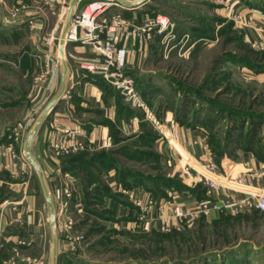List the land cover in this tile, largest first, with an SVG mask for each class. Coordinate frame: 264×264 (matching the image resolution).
Returning a JSON list of instances; mask_svg holds the SVG:
<instances>
[{
  "label": "rangeland",
  "instance_id": "rangeland-1",
  "mask_svg": "<svg viewBox=\"0 0 264 264\" xmlns=\"http://www.w3.org/2000/svg\"><path fill=\"white\" fill-rule=\"evenodd\" d=\"M70 1L66 0L65 3L60 1L52 5V15L45 21H40L38 29L32 30L28 17L19 19V24H15L14 18H11L12 12L16 9L24 11L28 5L32 7L30 0L23 2L28 3L25 9L23 7L24 10L23 3L17 4V0H0V130L5 129L2 122H7V118L11 119L10 122L15 119L21 122L22 130L14 135L23 138L22 151L26 163H28L24 150L26 139L41 113L47 108L48 99L42 98L29 104L23 117L21 113L17 114L19 112L17 109H13L11 105L21 97L19 91H23L22 88L26 90L30 88L31 79L22 80L19 68L13 66L12 53L22 51L29 45L34 47L36 43L44 47L43 44H48L49 38L53 45L60 48L64 28L74 8L73 4L68 8ZM232 1L234 0H225L223 4L217 0H147L145 6L136 13L129 12L124 16L111 7L109 13L105 12L106 14L103 13L97 18L99 23L104 21L103 23L107 25H110L113 19L128 22L135 27L149 24L152 38L148 42L140 44L137 39L131 38L127 43L121 40L116 44L117 48L125 46L130 51L128 57L135 55L137 59L135 63L137 68L132 72L136 87L142 95L144 91L139 87L141 84L139 82L145 81L153 87L152 92L147 93V99L149 104H156L157 110L160 109L158 116L165 119L166 133L171 132L172 126L177 125L176 117L179 116L181 120L178 125L192 129L196 119L194 109L212 108L221 122L211 136L207 137V142L213 152L212 161L216 162L218 170L222 172L223 168L219 165L222 164L221 159H226L227 162L230 158L239 162L236 155L241 149L235 145L234 138H229L232 137L230 133L235 124L245 123L249 127L251 124L254 127L259 124L258 141L264 144V49L255 48L247 41L237 15L220 13L219 9H223L221 6L226 5L230 8ZM241 1L250 7L256 5L264 7V0ZM33 3L38 9L39 7L44 9L46 5L42 0H34ZM161 16L167 17L170 21L164 34L158 35L156 30ZM170 24L175 26L173 32ZM117 30L118 34L123 31L121 27ZM78 35L80 36V32ZM197 42L198 45L194 46ZM97 55L101 56L98 53ZM55 61L57 66L62 65L63 56L59 59L56 57ZM126 70L127 64L125 72ZM126 76L129 75L126 73ZM159 91L169 96L159 95ZM183 100L195 102L196 106L183 108ZM163 101L167 103L165 111L168 112L171 122H168L167 115H161ZM126 106L131 107L130 104ZM131 109L139 118L118 109L115 119L106 122L112 137L110 147L97 152L82 149L78 151L69 149L63 152L62 148L65 145L58 148L65 154L64 159L80 157L74 162L66 160L65 165L79 174L77 178L80 182L81 199V204L79 202V207L75 208L70 199L75 194L71 196L66 194V188L74 187L68 181L69 173L65 174L66 180L61 195L63 200L56 196L54 183L46 177L57 216L58 256L65 258L71 254L72 260H68L66 264H225L229 257L238 260L233 261V264H264V212L250 210L223 221L212 220L210 215H201L191 225H183L169 231L161 229V223L157 218L156 221L159 223L151 219L152 203L168 200L165 191L163 193L164 189L160 188L166 182L160 180L156 185L154 176L169 173L175 178H182L193 184V188L197 184L194 185L196 179L174 173L172 167L154 154L155 140L144 134H159V131L154 122L147 119L142 111L132 107ZM135 119L139 120L136 124L137 131H134ZM170 139L175 141H172L174 146L180 147L173 135H170ZM103 151L107 153L106 157L95 160L92 165L88 164L92 155ZM176 157L178 159L180 155ZM181 159L183 165L191 162L208 177H215L202 166L195 164L192 159L189 161L188 154ZM231 164L229 162L225 166L228 172L234 165ZM239 170H243L242 167L237 168L236 172ZM111 171L115 172L117 181L115 190L110 189L100 176ZM33 172L28 189L35 195L32 198L28 197L32 213H24L21 217L22 220L29 221L27 215L29 214L36 224L40 221L46 222L43 230L36 225L37 231L35 230L33 238L35 241L36 238L41 239V231H45L47 236L43 246L45 250L35 243L28 248L27 254L31 257L27 258L26 264H43L41 256L45 257V264H52L54 248L49 208L39 175L35 170ZM221 180L225 186L244 189L230 182V178ZM139 189L143 196L136 199L135 192ZM109 193L113 199L115 198V202L122 201L127 204L128 209H133L134 213L138 210L139 213L136 214L140 217V211L143 209L145 215L137 222H115L118 214L112 212L114 206L105 208L107 206L102 205L105 194ZM131 197L134 198L130 199ZM133 199L138 201L135 203ZM7 207L14 211L17 209V203L2 201L0 209L4 210ZM42 244L40 241V245ZM235 246L242 248L231 254ZM212 254L217 255L214 257Z\"/></svg>",
  "mask_w": 264,
  "mask_h": 264
},
{
  "label": "crops",
  "instance_id": "crops-1",
  "mask_svg": "<svg viewBox=\"0 0 264 264\" xmlns=\"http://www.w3.org/2000/svg\"><path fill=\"white\" fill-rule=\"evenodd\" d=\"M25 1L28 2V0H17L16 3L22 5ZM124 1H128L131 4H136L138 6L131 7V5H124L126 7L125 10L118 7L113 8L118 10L120 13L128 14L129 12L136 13L145 6L144 4L139 5L141 0ZM33 2L34 0H30V3L33 4L32 7L29 5L27 7L26 4L28 3H23L22 9L23 7L24 9L26 7L27 8L25 10L23 9L24 11H19L17 13L14 18L15 21H13L15 24L20 23L18 22L19 19L28 17L31 21V29H38V26H40L41 23L40 21H45L52 15L53 6L45 5L44 9H40V7L38 9L36 4ZM70 2L71 3L69 5L71 6L73 4L74 6V8L72 6V13L74 15L81 12L84 7L90 2H93V0H71ZM221 7H223V9H219L221 10V14L228 12L231 15H237L240 19L239 25L245 32L246 39L251 45L253 42L264 39V34L261 30H259V28L264 29V11H262L259 6L256 5L250 7L241 0H234L230 3V8L226 5ZM111 9L112 8H109L106 13H109ZM200 41H202V39ZM66 43L67 46L64 50V54L60 52V48L53 44H43L44 47H40L38 43H36L34 47L29 45L28 48L26 47L27 49L23 48L24 50L22 51H13L12 53L13 66H15V68H19L22 80L27 78L31 79L30 88H27V90L22 88L23 91H19V94L21 95L20 99L15 100L11 105L13 109H17V111H19L17 114H22L21 117H23L27 112L29 104L42 98H46L44 100L48 99L47 104L49 105L51 101L57 97L63 86L62 80L64 68L63 63L59 66L56 65L55 58L57 57L59 59L63 56L64 61L67 59L65 61L68 68L67 91L64 93L62 102H60L57 107L47 115L46 120L35 134L36 136L33 138L29 150L31 151V155L34 160L40 165V167H42L45 177L54 183V192L61 200H63L61 195L65 184L64 182L66 180L65 174H67V172H64L62 167L64 160L63 156L65 154L61 153L62 150H58V148L61 145L69 144L72 140L77 141L80 146V150H87L88 152H97V150L102 148L110 147L112 145V137L110 136L108 125L105 124V121H113L116 117L115 115L117 114L118 108L115 92H119L114 87L109 85L115 92L112 95L104 94L102 88L99 84H97L98 79L102 78V76L96 73H91L80 67L81 61L92 60L100 57L95 51H92L90 46L83 45L79 41H70ZM198 43L199 42L195 43L194 46H197ZM136 61L137 59H135V55L128 57L126 70L127 75L131 76L133 74L132 72H134L133 69L137 68L135 66ZM131 77H133V75ZM139 83H141L139 84V87L143 88V91L146 90L149 93L152 92L153 87L150 84L145 81ZM161 94L163 96L168 95L164 94L162 91L159 95ZM162 104L161 115H167L168 122H171L168 112L165 111L167 103L165 104L163 101ZM156 108L158 109V107ZM10 121L11 119L7 118V122H2L5 129L0 130V197H3L2 201L7 200L10 202H16L17 209L14 211H12L9 207L4 210L0 209V264H26L27 258L31 257L27 254V251L29 250L28 248L32 247L34 243L42 250H45L43 246L47 236L46 232L44 231V233L41 231L42 237L40 240L36 238L35 241L33 238L34 232L37 228L36 225L40 226L43 230L46 222L40 221L36 224L35 221L33 222L31 220L33 217L29 214H27L29 216V221L25 219L22 220L21 216L24 213H32V206L30 205L31 201L28 199L35 195L32 193V190L29 191L28 189L30 183L32 182L34 173L33 170H35V168L26 163V159L23 156V138L14 135L22 130V127H20L21 122L18 119L13 120L12 122ZM137 122H139L137 119L133 121V124L135 125L134 131L138 130V126L136 125ZM171 130L177 133L179 132L181 135L179 142H176L180 145V147H175L184 156H187L188 154L190 156L189 161L192 159L195 164L203 166L206 159L207 149L211 151L205 132L199 127L190 129L182 127L178 124L172 127ZM157 135L158 137L154 142L153 148L159 155V159L162 161L165 160L164 158L167 152V147H162V144L159 143V134ZM107 138L110 139V146L104 147L102 146V143L104 139ZM183 150L187 154H185ZM236 156L239 158V162L228 158L227 161H229L230 164L234 163V165L229 172L226 170V167H224L223 175L227 176L228 179L230 178V182L236 183L244 189L233 187L231 185L207 189V199L222 203L226 201L229 196H233V198H243L248 193L262 191L264 188V163L254 158L250 152L239 150ZM223 160V166H226V159ZM247 162H250V166H247ZM191 165L194 169L197 168L194 164ZM170 167L173 168L175 171L174 173L182 174L180 165ZM239 167H242L243 170L236 172V169ZM69 175L74 180L73 193L75 194V196H72L70 199L72 204H74L73 206L78 208L79 202L81 204L79 196L80 182H78L77 178L79 174H73L74 176H72L70 173ZM100 176L103 179V182L110 189L115 190L117 185L115 172L111 171L109 174H101ZM168 176L173 177L172 174L169 173ZM68 181L70 182L69 178ZM187 193L188 192L185 191L183 193L180 192L179 194L186 199V204L188 206H192L197 199L190 196V193ZM135 194L137 195V197H135L136 199H141L143 196L140 189L139 191L137 190ZM104 198L105 199L103 200L102 205H106L107 207L104 206L105 208L114 206L112 212L114 214H118L115 222H137L145 215L143 209L140 211V217V215L136 214L139 213L138 210L134 213L133 209H128L127 204L122 203V201L119 203L117 201L115 202V198L113 199L109 196H105ZM132 198L134 197H131L130 199ZM169 200H171V197L168 198L167 201ZM137 201L138 200L133 199V202L136 203ZM167 201L152 203V213L157 216L158 213L156 211L163 207L164 203ZM117 204L119 205L117 206ZM166 212H168V210L165 206L163 213L167 214ZM209 217L212 220L219 219L220 214L214 211V213H212ZM18 219L19 221L17 222ZM151 219L153 218L151 217ZM159 219H157V221H160ZM154 227L156 226H153V228ZM40 241L43 243L42 245H40ZM41 258L43 264H45V257L41 256ZM68 260H72L71 254H68V256L66 255L65 258H60L58 256L57 264H66ZM233 261L238 260L229 257L227 263L225 262V264H233Z\"/></svg>",
  "mask_w": 264,
  "mask_h": 264
},
{
  "label": "built area",
  "instance_id": "built-area-1",
  "mask_svg": "<svg viewBox=\"0 0 264 264\" xmlns=\"http://www.w3.org/2000/svg\"><path fill=\"white\" fill-rule=\"evenodd\" d=\"M46 5H54L55 3H65L66 0H42ZM219 3H225V0H217ZM111 7H118L122 10H125V7H122L121 4L116 3L114 0H93V2L89 3L85 9L81 12L75 14L72 17L71 24L69 25L68 31L66 33V42H81L83 45H88L91 47L93 51L100 54L101 56L92 60H86L80 62V67L88 70L91 73H96L102 76V78L106 81L107 84L113 86L123 99H125L126 103L134 108L142 111L144 115H146L147 119H150L154 122L156 129L159 131V143H163L164 146L167 147V152L165 155V162L169 166H181V172L185 177H189L191 179H196L195 184L203 183L207 189H213L215 187L225 186L222 183L221 179H228L227 176H224L223 172L218 170V165L216 162L212 161V152L207 149L206 159L202 168H205L210 174H214L215 177H208L204 173L198 170V168L194 169L193 166L186 162V164H182L181 161L184 155L174 146L171 141L170 135H173L176 142L180 140V133L178 132H165L164 125L165 119H161L158 114L160 109L157 110L156 104H149L147 99H144L141 92L137 89L135 80L132 77L126 76L125 68L127 64V58L130 53L125 46L121 48H117L116 44L123 40L125 43L131 38L137 39L140 44L143 42H148L149 39L152 38V34L150 33L151 28L147 23L143 27H135L128 22H124L122 20L113 19L110 25L99 23L98 16L107 12ZM69 8V4H68ZM19 9H16L12 12L11 17L15 18ZM169 19L167 17L161 16L158 20V28L156 33L164 34L166 27L169 25ZM122 28V32L118 34V28ZM172 27V32L174 30V25L170 24ZM106 30V31H105ZM264 34V29H260ZM80 32V36L78 35ZM152 32V31H151ZM174 39L176 36L173 37ZM48 44H52L51 38L48 39ZM252 46L255 48L264 49V39H260L257 42H253ZM173 124V123H172ZM174 127V126H172ZM174 133V134H173ZM186 142V141H185ZM102 146L107 147L110 146V139H104ZM80 148L77 141H72L70 144L65 145L62 148L63 152L73 150L78 151ZM176 153V154H175ZM177 153L180 157L177 159ZM186 157V156H185ZM224 163V162H223ZM222 168L224 169L225 165ZM229 161L226 162V164ZM250 162H247V166ZM222 169V170H223ZM262 174V173H261ZM260 174V176H261ZM70 179V183L74 186L73 179L71 176H67ZM243 181V180H242ZM185 184L188 186H193V184H189L185 181ZM71 190V191H70ZM74 187L66 188V194L71 196L73 194ZM188 194V193H187ZM169 196L171 200L164 203V206L159 208L156 212L157 216L153 214L152 218L156 221V218L160 220L161 229L171 230L174 228L181 227L183 225L189 226L191 225L197 217L201 215H211L212 213L218 212L220 215L231 214L234 216L242 215L250 210L259 211L261 213L264 212V188L260 192L248 193L243 198H233V196H229V198L219 203L218 201H211L209 199L196 200L194 205L188 206L186 204V199L181 196L178 192L171 191ZM166 206V209L170 212L169 214L163 213V208ZM151 209L153 207L151 206ZM161 213V216L159 214ZM155 217V219H154ZM157 222V221H156Z\"/></svg>",
  "mask_w": 264,
  "mask_h": 264
},
{
  "label": "trees",
  "instance_id": "trees-1",
  "mask_svg": "<svg viewBox=\"0 0 264 264\" xmlns=\"http://www.w3.org/2000/svg\"><path fill=\"white\" fill-rule=\"evenodd\" d=\"M261 8L262 11H264V7L263 6H259ZM124 16H126V14L124 13ZM97 84H99V86L102 88V90L104 91V94L106 95H112L115 91L109 86V84L105 83L103 78L98 79ZM109 88V89H108ZM116 93V100H117V108L118 109H123V112H126L128 115H132L135 116L133 110L131 109V107H127L126 103L123 99V97L120 95L119 92H115ZM147 91L145 90L143 93V97L144 99H147ZM169 95H166L165 97H168ZM185 98V97H184ZM186 99V98H185ZM148 100V99H147ZM149 102V100H148ZM191 102V103H190ZM188 102L187 100H183V108H187L188 106H196V103L192 101ZM117 109V111H118ZM184 112V111H183ZM194 114L196 115V119L194 120V123L192 124L193 129L195 127H199L201 128V130H203L205 132V134L207 135V137H210L211 134L213 133L214 129L220 124L221 120H219L217 118V114L213 113V109L212 108H204L203 110L200 109H194ZM180 117H176V123L179 124L180 123ZM107 121H105V124ZM108 125V124H107ZM249 125V124H248ZM246 127L247 130H246ZM260 125L256 124V127H254L252 124L251 126H246V124H242V123H238L237 125L235 124L233 126V130L231 131V136L229 137L234 138V143L235 145H237V148L241 149L242 151H246V152H250L252 153V155L254 156V158H256L258 161L263 162L264 163V144L262 142L259 143L258 141V134L260 133ZM148 136L151 138H154V140L157 139L158 135L155 134H150V133H146L144 134V136ZM228 138V139H229ZM227 139V141H228ZM226 141V140H225ZM226 143V142H224ZM154 154L156 156L159 157V155L154 151ZM86 155V154H83ZM215 155H217V153H215ZM107 156V153L105 151L97 153L96 155L92 156L90 158V160H88V164L92 165L93 162L95 160L104 158ZM70 158H65L63 160L62 163V167L64 172L67 173H71L72 176L77 175L75 173V171L73 169H70L69 167H67L65 165V161L69 160ZM80 157H73V159H70V162H74L75 160H79ZM221 159V163H222ZM219 162V163H220ZM220 167L222 166V164H219ZM74 174V175H73ZM131 176V175H128ZM126 178L127 175L125 176ZM149 177V176H148ZM154 180L156 181V185L159 184L160 180H163L166 182V184H164V186H160V188H163V193L165 191V196H167V198H170L169 196V192L171 191H175L178 193H183V192H188L190 193V196L195 197L197 200H203V199H207V195H206V191H207V187L204 188L203 183H198L194 188L193 187H189L188 185L185 184L184 180L182 178H175V177H171L168 175H163V176H154ZM158 182V183H157ZM203 187V189H201ZM159 188V190H160ZM200 188V189H199ZM157 190V191H159ZM105 196H109L112 197V194H105ZM164 196V195H163ZM3 200V197H0V204ZM259 212V211H257ZM261 213V212H260ZM230 216H232L231 214H224L222 213L219 217L220 221H223L227 218H229ZM241 246V245H240ZM240 246H235V248H233V250L230 252L231 254H235L238 249H241ZM217 254H212L211 256H216Z\"/></svg>",
  "mask_w": 264,
  "mask_h": 264
},
{
  "label": "water",
  "instance_id": "water-1",
  "mask_svg": "<svg viewBox=\"0 0 264 264\" xmlns=\"http://www.w3.org/2000/svg\"><path fill=\"white\" fill-rule=\"evenodd\" d=\"M116 2L120 3V4H126L127 2H125L124 0H116ZM147 3V0H141L139 5H143ZM133 7H136L138 5H132ZM70 17H68V23L64 28V32L62 34V41H61V46H60V52L62 54H64V50L67 46V43L65 42L66 39V31L68 29V25L70 24V21L72 20V16L73 13L71 15H69ZM63 80H62V89L60 91V93L57 95L56 98H54L51 103L47 106V108L41 113V115L39 116V119L37 120L36 124L34 125V127L31 129L30 133L28 134V137L26 139L25 142V146H24V150L26 151V155H27V162L29 163V165L31 167H34L35 170L37 171L39 178H40V182L42 183L43 186V191H44V196H45V200L47 201L48 204V208H49V216H50V226L52 228V232H53V261L52 264H57V260H58V236H57V232H56V221H57V216H56V212H55V206H54V202L53 199L51 197V193L49 190V185L46 181V177L44 174V171L42 169V167H40V165L34 160V158L31 155V151H29V146L30 143L32 141V139L36 136L35 134L37 133L38 129L40 128V126L43 124V122L46 120L47 115L53 111L57 105L62 102L63 98H64V93L67 91V75H68V68L66 66V62L63 60Z\"/></svg>",
  "mask_w": 264,
  "mask_h": 264
},
{
  "label": "bare ground",
  "instance_id": "bare-ground-1",
  "mask_svg": "<svg viewBox=\"0 0 264 264\" xmlns=\"http://www.w3.org/2000/svg\"><path fill=\"white\" fill-rule=\"evenodd\" d=\"M126 2H127L126 4H121V6H122V7H125L126 5H128V6H130V5H131V7H133V6H132L133 4H131V3H130V2H128V1H126ZM116 3H117V2H116ZM119 4H120V3H119ZM124 5H125V6H124ZM125 8H126V7H125Z\"/></svg>",
  "mask_w": 264,
  "mask_h": 264
}]
</instances>
